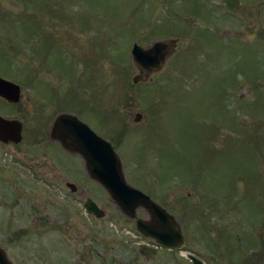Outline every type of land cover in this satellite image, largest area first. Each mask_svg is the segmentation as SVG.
Masks as SVG:
<instances>
[{"label":"rangeland","instance_id":"374dc122","mask_svg":"<svg viewBox=\"0 0 264 264\" xmlns=\"http://www.w3.org/2000/svg\"><path fill=\"white\" fill-rule=\"evenodd\" d=\"M225 2L0 0V77L21 88L0 98L23 124L21 143L0 142V234L25 235L0 237L15 264H140L135 222L51 139L63 113L115 145L132 186L183 203L201 260L264 264V0ZM164 39H179L166 71L134 84L132 47ZM155 244L141 238V264H191Z\"/></svg>","mask_w":264,"mask_h":264},{"label":"water","instance_id":"95a60500","mask_svg":"<svg viewBox=\"0 0 264 264\" xmlns=\"http://www.w3.org/2000/svg\"><path fill=\"white\" fill-rule=\"evenodd\" d=\"M178 42V39L156 41L146 48L135 44L132 57L138 75L134 77L133 83H147L153 75L165 72L168 60L176 53ZM0 98L10 104L19 103L20 86L0 77ZM142 118L143 115L137 113L134 121L139 123ZM50 136L67 152L83 158L89 177L104 188L123 215L135 219L140 208L150 215L149 220H137V229L143 235L156 240L165 248L183 246L180 224L150 196L128 182L121 158L109 141L100 137L73 114L58 115ZM22 140L23 124L17 119L0 116V142L19 144ZM69 187L74 192L77 190L73 184H69ZM85 209L99 219L105 217V213L92 199L86 201ZM4 253L0 248L1 264H11L7 262Z\"/></svg>","mask_w":264,"mask_h":264},{"label":"flooded vegetation","instance_id":"af4514ba","mask_svg":"<svg viewBox=\"0 0 264 264\" xmlns=\"http://www.w3.org/2000/svg\"><path fill=\"white\" fill-rule=\"evenodd\" d=\"M227 3H228V5H227ZM238 4H240L239 2H238V0H226V2H225V5L226 6H228V10L230 11L231 9H233V10H235V8H237L239 5ZM241 5V4H240ZM229 14H232V12H229ZM59 146H60V144H58ZM63 150H64V148L62 147V146H60ZM64 151H66V150H64ZM67 152V151H66ZM67 153H70V152H67ZM69 155H71V153L69 154ZM73 156H76V154H72ZM69 183H75V180L73 179V181L71 182V181H67V182H65V184L67 185V187H68V184ZM69 188V187H68ZM77 191H75V192H73V193H76ZM162 207H164L170 214H173L176 218H177V220H178V222H179V224H180V227H181V232H182V235H183V246L181 247V248H179V249H172V250H169V249H166V248H162L161 246H158V245H156L155 244V252L157 251V250H161V251H169V252H176V253H179L180 255H182L185 259H187L189 262H191V264H208V263H205L203 260H201V257H199L197 254H195L196 253V251H193V252H191L192 250L190 249V247H187V236H188V232L185 234L184 233V228H183V225H182V223H181V221L178 219V217H177V215H176V213L175 212H173V210L174 211H176L178 214H179V212H178V208H181L182 210H184V209H186V207L185 206H183V203L182 202H176L174 205H172V206H170L168 203H163V204H161V203H159ZM172 210V211H171ZM139 212V214H138V219H140L141 220V218H143V219H150L151 217L150 216H148L147 215V213L145 212V211H141V209L138 211ZM184 213H186V212H184ZM132 221H134L135 222V224H136V220H132ZM3 227V226H2ZM2 227L0 226V230L2 231L3 229H2ZM136 227V226H135ZM14 228H15V226H14ZM12 226H11V228H10V230H9V233H6V231H7V229L5 230L4 229V231H5V233L6 234H0V237H9V239H8V244L9 245H11V244H13L15 241H19V240H21L22 238H24L25 237V235L24 234H22L21 233V231L22 230H16V229H14ZM23 232V231H22ZM3 235V236H2ZM23 236V237H22ZM137 239H138V250H139V252H138V255H139V259H140V264H141V238H143L142 236H141V232L140 231H138L137 230ZM149 239V238H148ZM17 241V242H18ZM153 241V240H152ZM6 244V245H5ZM4 245H3V243H2V238H0V248L3 250V252H5L4 254H6V257H7V262L8 263H11V264H15L14 262H13V259H14V253H13V251H12V247L11 246H8L7 245V243H5ZM191 250V251H190ZM183 251H186V255H184V252ZM21 255V254H20ZM192 256H194V257H196V259L197 260H192L191 259V257ZM199 262V263H198ZM0 264H1V262H0Z\"/></svg>","mask_w":264,"mask_h":264}]
</instances>
